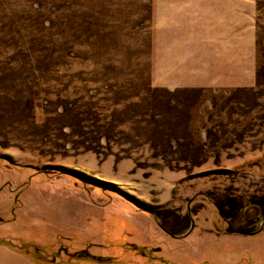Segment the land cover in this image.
<instances>
[{"label": "rangeland", "instance_id": "rangeland-1", "mask_svg": "<svg viewBox=\"0 0 264 264\" xmlns=\"http://www.w3.org/2000/svg\"><path fill=\"white\" fill-rule=\"evenodd\" d=\"M154 1L0 0V244L37 264H264V0L226 86L154 81Z\"/></svg>", "mask_w": 264, "mask_h": 264}, {"label": "crops", "instance_id": "crops-1", "mask_svg": "<svg viewBox=\"0 0 264 264\" xmlns=\"http://www.w3.org/2000/svg\"><path fill=\"white\" fill-rule=\"evenodd\" d=\"M151 55L164 85L246 83L254 67L252 0H155ZM0 264H37L0 244Z\"/></svg>", "mask_w": 264, "mask_h": 264}, {"label": "trees", "instance_id": "trees-1", "mask_svg": "<svg viewBox=\"0 0 264 264\" xmlns=\"http://www.w3.org/2000/svg\"><path fill=\"white\" fill-rule=\"evenodd\" d=\"M135 250H136V249H135ZM79 253H81L80 256H86V257H89L87 251H85V250H83V251H81V252H78V253H73L71 256H72V257L79 256ZM80 256H79V257H80Z\"/></svg>", "mask_w": 264, "mask_h": 264}]
</instances>
